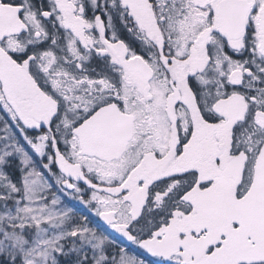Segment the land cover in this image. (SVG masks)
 <instances>
[{
  "label": "snow or ice",
  "instance_id": "6c2138e0",
  "mask_svg": "<svg viewBox=\"0 0 264 264\" xmlns=\"http://www.w3.org/2000/svg\"><path fill=\"white\" fill-rule=\"evenodd\" d=\"M146 257L264 264V0H0V264Z\"/></svg>",
  "mask_w": 264,
  "mask_h": 264
},
{
  "label": "rangeland",
  "instance_id": "374dc122",
  "mask_svg": "<svg viewBox=\"0 0 264 264\" xmlns=\"http://www.w3.org/2000/svg\"><path fill=\"white\" fill-rule=\"evenodd\" d=\"M73 204H75V202L73 201L72 202ZM80 210V208L78 207V211ZM95 222V221H94ZM148 259V257H146ZM149 262L150 264H158V258H152V257H149Z\"/></svg>",
  "mask_w": 264,
  "mask_h": 264
},
{
  "label": "trees",
  "instance_id": "16d2710c",
  "mask_svg": "<svg viewBox=\"0 0 264 264\" xmlns=\"http://www.w3.org/2000/svg\"><path fill=\"white\" fill-rule=\"evenodd\" d=\"M148 259H149V257H148Z\"/></svg>",
  "mask_w": 264,
  "mask_h": 264
}]
</instances>
